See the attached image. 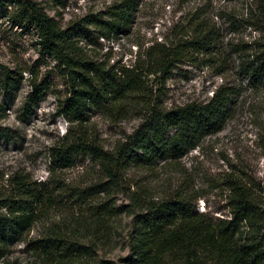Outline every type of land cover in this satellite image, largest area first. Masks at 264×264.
Listing matches in <instances>:
<instances>
[{"label":"rangeland","instance_id":"rangeland-1","mask_svg":"<svg viewBox=\"0 0 264 264\" xmlns=\"http://www.w3.org/2000/svg\"><path fill=\"white\" fill-rule=\"evenodd\" d=\"M30 1L66 26L119 0ZM195 7H204L206 15H213L217 22L220 54L210 60L183 62L161 82L150 77V102L162 108L204 102L225 83L238 92L232 110L219 131L202 138L197 147L177 160L163 161L149 169L129 167L119 178L110 180L98 159L87 152L77 154L70 167L52 169L49 149L72 128L71 133L88 130L104 152H111L145 119L143 109L97 108L88 112L82 126L71 124L59 112L60 101L68 93L67 80L57 63L40 53L35 28H23L13 21L15 0H0V64L15 78L12 88H0V109H5L0 110V128L7 133L0 137V193L8 177L16 172L48 181L54 192L51 207L32 226L27 239L59 230L65 238L88 245L86 259L90 264H125L130 255L132 215H127L124 208L131 196L158 199L181 187L195 192L198 211L213 218H228L232 180L252 182L264 189V88L252 87L239 73L240 59L231 50L236 43L259 37V32L245 27L240 17L264 15V0H191L186 4L180 0H137L128 33L95 39L87 48L108 64L131 65L135 56L164 39L172 25ZM31 79L37 84L43 82L48 89L29 108L24 101L32 91ZM99 182L106 183L105 192L81 198L71 193ZM103 205L115 206L118 212L112 215L101 208ZM0 264L40 263L27 250L26 242L13 241Z\"/></svg>","mask_w":264,"mask_h":264},{"label":"trees","instance_id":"trees-1","mask_svg":"<svg viewBox=\"0 0 264 264\" xmlns=\"http://www.w3.org/2000/svg\"><path fill=\"white\" fill-rule=\"evenodd\" d=\"M137 0H119L103 11L88 13L78 22L61 26L30 0H15L13 21L23 28L34 27L42 55L53 59L67 80V95L59 112L72 124L82 126L88 112L101 108L136 110L146 114L128 139L104 152L86 129L70 128L49 149L52 169L73 165L77 154L87 152L98 159L110 180L129 167L153 168L177 160L197 147L202 138L221 129L232 110L236 87L220 84L204 102H190L162 108L150 102L148 80L163 81L177 65L218 57L219 26L204 7L188 10L172 25L164 38L135 56L131 65H112L91 55L87 46L98 38L128 33ZM191 0H180L186 4ZM233 20V19H232ZM245 27L259 37L236 43L231 50L240 59L239 73L254 88H264V15H241ZM85 40L84 44L80 42ZM2 90L14 80L0 64ZM31 93L24 106H34L44 97L48 85L30 81ZM5 111L4 108L0 109ZM74 134V135H73ZM0 128V137H6ZM0 193V258L13 241L26 242L27 250L40 264H90L88 245L65 238L59 230L27 239L32 226L52 205L54 192L45 180H33L16 172ZM106 183L73 191L76 198L105 192ZM229 217L213 218L200 212L194 191L176 189L158 199L131 196L124 208L132 215L129 231L130 255L125 264H264V189L252 182L234 179L229 184ZM106 204V203H105ZM116 214L117 207L103 205Z\"/></svg>","mask_w":264,"mask_h":264}]
</instances>
